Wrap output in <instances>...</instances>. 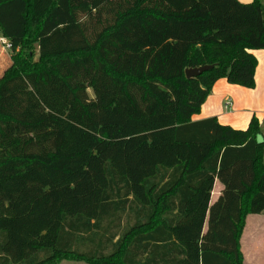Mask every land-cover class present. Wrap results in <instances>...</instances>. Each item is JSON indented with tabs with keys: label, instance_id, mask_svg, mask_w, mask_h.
Listing matches in <instances>:
<instances>
[{
	"label": "trees",
	"instance_id": "obj_1",
	"mask_svg": "<svg viewBox=\"0 0 264 264\" xmlns=\"http://www.w3.org/2000/svg\"><path fill=\"white\" fill-rule=\"evenodd\" d=\"M0 35V264H247L264 130L192 116L254 88L261 0H0Z\"/></svg>",
	"mask_w": 264,
	"mask_h": 264
},
{
	"label": "crops",
	"instance_id": "obj_2",
	"mask_svg": "<svg viewBox=\"0 0 264 264\" xmlns=\"http://www.w3.org/2000/svg\"><path fill=\"white\" fill-rule=\"evenodd\" d=\"M249 3L253 0H239ZM264 13V0H261ZM252 53L258 60L255 71L254 88H246L239 85L230 84L226 79L218 80L208 96L206 102L198 114L192 116L194 121L215 117L221 124L231 125L237 129H246L253 114H257L264 119V49L253 50ZM227 98L233 101L231 108L225 107ZM264 130V120L260 122ZM262 139V136L259 137ZM223 185L218 179L215 180L211 195L213 203L222 193ZM252 218L264 222V211L260 214H251L246 218V224ZM264 263V252H262Z\"/></svg>",
	"mask_w": 264,
	"mask_h": 264
},
{
	"label": "rangeland",
	"instance_id": "obj_3",
	"mask_svg": "<svg viewBox=\"0 0 264 264\" xmlns=\"http://www.w3.org/2000/svg\"><path fill=\"white\" fill-rule=\"evenodd\" d=\"M11 52L3 42V37L0 35V76L11 63ZM89 93L92 94L91 90ZM256 117L259 122L264 119L257 114H253L251 119ZM251 121V120H250ZM262 222V221H260ZM259 219L252 218L244 227L241 237V247L244 254V259L247 264H264L262 261V252H264V222L260 223ZM51 264H86L81 260L70 258H60L53 261Z\"/></svg>",
	"mask_w": 264,
	"mask_h": 264
},
{
	"label": "water",
	"instance_id": "obj_4",
	"mask_svg": "<svg viewBox=\"0 0 264 264\" xmlns=\"http://www.w3.org/2000/svg\"><path fill=\"white\" fill-rule=\"evenodd\" d=\"M213 66L211 65H204L201 67H196V68H188L186 69V75L187 77H194L202 74L204 71L211 69Z\"/></svg>",
	"mask_w": 264,
	"mask_h": 264
},
{
	"label": "built area",
	"instance_id": "obj_5",
	"mask_svg": "<svg viewBox=\"0 0 264 264\" xmlns=\"http://www.w3.org/2000/svg\"><path fill=\"white\" fill-rule=\"evenodd\" d=\"M3 42H4L5 46L7 48H9V44H8V42H7V40L5 38H3ZM232 104H233L232 99L231 98H227V100L225 102V107L229 109V108L232 107Z\"/></svg>",
	"mask_w": 264,
	"mask_h": 264
}]
</instances>
